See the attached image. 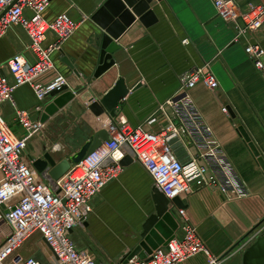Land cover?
Segmentation results:
<instances>
[{"label":"crops","instance_id":"1","mask_svg":"<svg viewBox=\"0 0 264 264\" xmlns=\"http://www.w3.org/2000/svg\"><path fill=\"white\" fill-rule=\"evenodd\" d=\"M234 1L240 7L250 3L264 5V0ZM117 3L115 7L127 10L131 24L115 42L118 50L104 64L101 52L109 44L104 45L105 32L94 21L100 9L97 0H51L45 18L52 21L66 13L78 23V29L64 43L62 51L53 55L55 70L44 82L64 76L76 99L43 123L48 128L59 125L58 121L65 116L72 120L66 128L59 125L55 145L51 148L45 143L44 151L35 159L50 152L60 162L78 150L75 146L88 141L98 122L88 106L93 99L100 100L119 77L126 80L131 90L140 87L119 104L116 118L151 132L170 124L183 126L179 109L167 102L180 93L185 73L208 66L206 70L216 77L219 89L211 91L199 84L189 94L194 111L200 116V132L189 128L174 138L171 146L184 165L196 160L218 170V183L210 187L193 183L189 194L180 201L188 221L210 252L225 257L227 264H243L245 250L264 233V165L245 138L246 134L264 161V73L256 69L245 51L249 43L264 49V27L257 33L239 36L236 25L218 17L211 0H154L150 9L157 22L150 26L144 25L123 0ZM29 43L27 33L18 26L0 40V70L11 83L6 63L18 54L33 61ZM111 63L114 64L110 66ZM52 101V97L39 101L32 88L24 86L15 91L12 101L2 105L1 111L10 129L24 137L16 111H28L33 123L41 122ZM154 117L156 123L148 124ZM71 134L74 145L66 141ZM36 144H29L28 153L37 148ZM212 153L214 162L210 160ZM226 182L234 190L229 187L225 193L222 186ZM153 188L151 176L139 163L125 167L120 177L92 200V213L74 230L72 236L78 248L91 251L106 264H116L135 250L142 241L145 220H140L141 213L155 210ZM173 213L179 223L176 232L181 236L182 221L177 211ZM7 231L6 222L0 219V244L6 240ZM30 242L34 246L30 247ZM26 245L27 249H23ZM18 254L42 262L53 260L50 248L39 235L29 239ZM5 264L17 263L12 257ZM182 264H208V259L199 255Z\"/></svg>","mask_w":264,"mask_h":264},{"label":"built area","instance_id":"2","mask_svg":"<svg viewBox=\"0 0 264 264\" xmlns=\"http://www.w3.org/2000/svg\"><path fill=\"white\" fill-rule=\"evenodd\" d=\"M211 1L219 18L236 25L239 36L257 33L264 27L262 4L250 3L240 7L234 0ZM50 2L0 0V40L12 27H21L29 37V50L34 56L30 61L18 54L7 61L13 83L0 70V219L8 227L6 240L0 244V264L12 257L17 264H106L91 251L80 250L72 234L92 213V200L120 177L125 169L121 162L126 157L139 163L151 176L154 188L170 201L171 212L177 211L182 221V235L176 232L171 241L153 250L147 259L130 258V252L116 264H182L199 255H205L208 264H227L225 257H216L210 252L188 221L186 210L173 203L175 199L186 198L193 183L199 187L218 183V170H211L207 164L196 160L184 165L171 146V141L189 128L200 132V116L194 111L189 94L199 84L211 91L219 89L216 77L206 70L208 66L185 73L181 78L180 93L167 102L168 106L179 109L183 126L170 124L158 132H151L132 126L124 118L104 115L97 118L96 131L104 129L107 140L80 164H73L62 179L54 182L47 174L35 170L28 156V145L44 124L33 123L28 111L17 110V123L25 131L24 137H19L8 126L1 107L13 100L20 87H31L42 102L49 93L68 86L62 75L49 82L44 79L54 72L53 55L62 51L64 43L76 33L78 23L66 13L52 21L47 20L45 13ZM245 51L253 59L256 69L264 73V49L259 44L249 43ZM156 121V117L151 118L148 124ZM213 156L212 153L211 162L215 161ZM229 187L230 191L234 190L228 182L222 190L227 193ZM34 235L41 236L47 243L52 261L42 262L18 254Z\"/></svg>","mask_w":264,"mask_h":264},{"label":"water","instance_id":"3","mask_svg":"<svg viewBox=\"0 0 264 264\" xmlns=\"http://www.w3.org/2000/svg\"><path fill=\"white\" fill-rule=\"evenodd\" d=\"M154 0H123L129 9L139 18L146 26H150L157 22L154 12L150 9V5ZM118 0H97L99 11L94 16V21L105 32L104 45L109 44V47L103 48L101 52V62L109 60L108 56L112 55L118 46L115 42L127 32L130 24L128 20L129 13L126 9L115 7ZM126 10V11H125ZM108 16L107 20L100 21L101 18ZM65 63L79 75L78 71L68 60ZM105 64V63H104ZM114 63H111L112 66ZM140 87V85H139ZM123 77H119L115 85L100 99L92 100L88 106L91 114L99 118L101 116H109L115 118L117 116V108L119 104L127 99L132 91ZM48 97H52L53 101L45 108L41 122H47L51 117L58 114L68 104L76 99V93L70 90L69 86H64L49 93ZM243 132V131H242ZM245 134V132H243ZM108 138V134L104 129H99L90 137L88 141L80 146V148L71 154L68 158L58 162L50 152H46L43 158L35 159L30 156L33 162V167L40 174H47L49 179L54 182L62 179L70 170L71 166L80 164L88 155L95 152L104 141ZM246 140L253 153L259 158L260 163L264 165L263 159L253 143L250 142L245 134ZM134 163L133 159L126 157L121 165L127 167ZM152 200L155 206L154 212L145 220L142 226L141 239L142 241L130 254V258L138 256L141 259H147V254H151L153 250L162 245H166L175 237L179 223L175 218V214L171 212L170 201L157 188L152 190ZM177 208H182L180 199L173 201ZM243 264H264V233L260 235L256 241L248 247L243 254Z\"/></svg>","mask_w":264,"mask_h":264},{"label":"rangeland","instance_id":"4","mask_svg":"<svg viewBox=\"0 0 264 264\" xmlns=\"http://www.w3.org/2000/svg\"><path fill=\"white\" fill-rule=\"evenodd\" d=\"M70 121L72 122L71 118L69 119L68 117L65 116V117L61 118L58 121V124L59 125L61 124L60 125V128H66L69 125ZM59 125L55 124V125L50 126L48 128H43L41 131H38L32 137V139L29 141V144L30 143L31 144L37 143L36 144V147L37 148L34 149V151H32V153H28V156H31V157L35 158L38 154H41L44 151L45 143L52 148V146L55 145L54 142H57V140L59 139V133H58L59 132L58 131ZM72 134L69 135L68 139L66 140L69 144H71V143L73 144V141L75 139L74 136H72ZM43 139H45V142H44ZM73 145H71V146H73ZM29 146L30 145H28V147ZM67 147L70 148L69 145H67L66 148ZM75 147L79 149L80 148V145L79 146L77 145ZM28 150H30V149L28 148ZM153 212L154 211H152L151 209L150 210H148V209L147 210H144L143 213H141L143 215H142V218H140V220L141 221L142 220H146ZM132 236L134 237V234H132ZM36 238H38V237H36ZM32 246H34V244H33V242H30V247H32ZM27 247L28 246L26 245L23 249H27Z\"/></svg>","mask_w":264,"mask_h":264}]
</instances>
